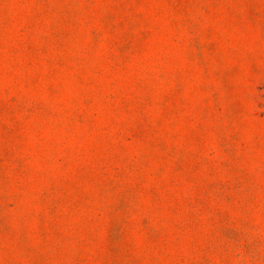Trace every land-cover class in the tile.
I'll return each mask as SVG.
<instances>
[{
    "label": "rangeland",
    "instance_id": "374dc122",
    "mask_svg": "<svg viewBox=\"0 0 264 264\" xmlns=\"http://www.w3.org/2000/svg\"><path fill=\"white\" fill-rule=\"evenodd\" d=\"M0 264H264V0H0Z\"/></svg>",
    "mask_w": 264,
    "mask_h": 264
}]
</instances>
